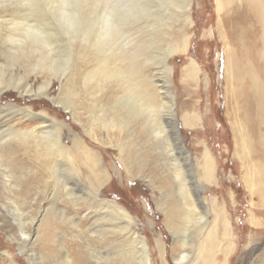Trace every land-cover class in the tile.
Here are the masks:
<instances>
[{"label":"bare ground","instance_id":"bare-ground-1","mask_svg":"<svg viewBox=\"0 0 264 264\" xmlns=\"http://www.w3.org/2000/svg\"><path fill=\"white\" fill-rule=\"evenodd\" d=\"M22 1L16 7L15 16L19 17L13 18L11 39L7 40L12 54L9 52L7 65L0 66V181L6 201L16 203L18 209L17 203L30 200L32 205L37 198V210L45 218L39 198L46 182L55 188L54 196L58 197L62 190L75 203L80 199L86 201V215L96 213L99 220H95L93 227L99 233L106 228L112 231L105 240H113L109 245L118 248V255L126 264H156L137 217L106 197L105 187L111 174L101 153L85 144L72 126L51 115L48 109L36 112L34 104L1 103L3 95L13 91L22 99H48L53 105L62 106L87 135L94 134L98 126L112 137L116 129L114 140L122 143L124 133L126 140L124 145L120 144V157L132 175L130 154L135 151L134 142L139 146L136 150L143 159V167L150 171V179L145 181L161 193L159 207L165 213L174 242L182 247L174 257L176 264H225L217 261L216 256L227 255L233 247L228 219L216 198L204 196L214 181V162L205 150L196 167L189 149L181 146L184 140L182 135L179 139L176 99L171 89L169 58L186 49L185 30L192 24V0ZM93 3L102 9L96 20ZM217 4L219 12L231 6L226 16L231 29L226 67L230 73L228 94L233 103L235 150L242 160L243 180L257 199L255 205L264 207V0H218ZM141 19L145 21L139 29L141 36L149 37V55L128 54L129 36L136 34L134 29ZM84 29L88 30L84 38L87 46L80 51L74 41ZM174 29L180 32V38ZM92 33L97 36L88 38ZM61 47L65 51L63 58L54 55ZM74 53L82 58L84 66L73 70ZM17 64L27 67L23 75L14 77ZM185 69L187 75L195 72V61ZM38 74L45 77L34 88L29 78ZM74 75L86 77L85 94L91 99L99 98L87 105L89 128L77 117L78 105L71 90L65 101L51 94L54 79L63 88ZM91 81L96 86L88 89ZM196 120L194 115L183 116L187 125ZM31 168L35 170L30 172ZM82 169L97 183L93 189L84 188ZM79 187L83 188L81 194L76 191ZM62 213L66 218V213ZM43 221L38 228L44 225ZM250 221L254 226H262L255 219ZM21 232L33 245L41 240L35 230L24 227ZM156 242L161 263L169 264L160 234H156ZM23 244L21 248L25 247ZM73 256L76 264H90L83 251ZM103 256L108 258V252Z\"/></svg>","mask_w":264,"mask_h":264},{"label":"rangeland","instance_id":"rangeland-1","mask_svg":"<svg viewBox=\"0 0 264 264\" xmlns=\"http://www.w3.org/2000/svg\"><path fill=\"white\" fill-rule=\"evenodd\" d=\"M217 1L192 0V24L185 30L186 49L169 58L171 89L176 99L175 112L178 115V126L185 146L189 149L196 167H199L200 157L205 150H208L207 152L214 162V181L204 192V196L208 199L216 198L219 205L222 206L228 219L233 242V247L228 254L219 253L216 260L225 262V264H264V207L255 205L257 199L251 195L243 180V164L236 154L232 130L233 103L228 94L230 87L227 75L230 73L227 72L226 67L231 30L230 25L226 22V16L230 12L231 6L219 12ZM19 2L20 0H0V5L3 7H0V66L7 65V57L10 53L12 54L11 50L9 51L7 40L11 39L12 27L15 22L13 18L19 17L15 16ZM21 2L23 1L21 0ZM100 7L98 8L93 3L95 11L93 20L102 14ZM139 21L142 22H139L134 29L136 34L132 33L129 36V45L126 51L128 54L138 55L145 52L149 55L146 51L149 37L147 34L141 36L139 29L143 26L145 19ZM87 32L88 30L84 29L79 36L77 35L74 43L77 48L79 47L78 50L82 46H87L84 39L87 38ZM173 32L180 38L181 34L177 29H174ZM96 36L92 33L88 38L94 39ZM141 37L143 38L141 39ZM62 44L66 45L64 41ZM63 52H65L64 48L61 47L59 53L54 55L63 58ZM37 56L38 53H35L33 58L36 59ZM73 59V70L77 66H84L82 58L77 54ZM193 61L196 63V71L187 75L185 68ZM26 67L20 64L15 65L14 77L23 75ZM43 77H45L43 74L31 76L29 82L34 88H37L42 84ZM71 78L69 77L63 88L60 82L54 79L51 94L65 101L71 90L75 94L73 99L78 105L77 117L82 119L86 127L89 128L87 105L93 103V100L98 102L99 98L91 99L90 95L85 94L86 89L83 81L86 77L74 75V78ZM94 86H96L95 81L87 84L88 89ZM9 102L21 106L34 104L36 112L48 109L47 111L51 115L72 126L74 132L85 141V144L99 151L104 158L105 167L111 174L105 187L106 197L116 200L131 215L137 217L142 228L141 233L148 240L156 264H162L156 234L161 236L168 263L176 264L174 257H177L182 247L174 242L173 234L167 226L165 213L159 207L161 193L154 190L145 181L150 179V171L148 167H143V159L136 150L139 146L135 142L133 143L135 151L131 150L130 154L133 174L129 175L120 157V144L124 145V140H126L124 133L123 136L121 135L122 143L114 140V136L117 135L116 129L112 132V137H108L98 126L94 134L87 135L69 111L60 105H53L48 99L34 100L30 97L22 99L13 91H9L3 95L1 103ZM186 113L196 116V122L189 125L184 124L183 116ZM182 158H185V154H182ZM33 170L35 168H31L30 172ZM82 171L81 180L84 188L86 190L93 189L97 183L90 180L86 176L89 174L83 169ZM44 183L46 184V182ZM45 184L41 187L43 194L39 198L43 206L42 212L46 211V217L43 218L44 213L41 214L37 210L40 203L36 204L37 198L34 199V195L31 196V199H34L32 205L30 200L25 204L17 203L19 205L17 209L16 203L6 201V192L0 181V264H76V261H73V254L78 251L88 254L90 264H99L100 261L127 263L122 255H118L120 254L118 248L109 245L113 240H105V237L108 238L112 231L106 228L102 231L103 233H99L95 229L96 226L93 227L99 220H97L96 213L86 215L84 212L85 200L80 199L78 203H75L69 200L62 190H59L58 197L54 196L53 185ZM82 190L83 188L79 187L76 191L81 194ZM16 201L19 202V199ZM63 211L66 213V218L62 215ZM43 219L44 225L38 228L40 220ZM250 219L261 222L262 226L252 225ZM24 227L40 234V242L31 244L32 241L26 239V236L21 232ZM41 242L42 244H40ZM21 243H24L25 247L21 248ZM106 246L110 247L106 248ZM184 248L189 249L187 246ZM106 251L109 257L104 259L103 253Z\"/></svg>","mask_w":264,"mask_h":264},{"label":"water","instance_id":"water-1","mask_svg":"<svg viewBox=\"0 0 264 264\" xmlns=\"http://www.w3.org/2000/svg\"><path fill=\"white\" fill-rule=\"evenodd\" d=\"M179 130V129H178ZM178 135L180 136V138L179 139H181V131L178 133ZM179 141V140H178ZM180 142V141H179ZM182 144H181V146H183V148H184V146H185V143H184V141H182L181 142ZM184 152H186V150L184 149L183 150Z\"/></svg>","mask_w":264,"mask_h":264}]
</instances>
